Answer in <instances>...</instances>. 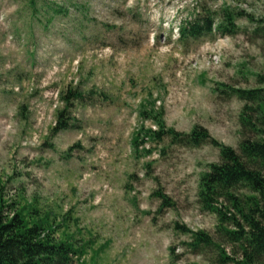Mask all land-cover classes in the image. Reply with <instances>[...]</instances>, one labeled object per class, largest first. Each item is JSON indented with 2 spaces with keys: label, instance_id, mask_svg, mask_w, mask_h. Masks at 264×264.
Wrapping results in <instances>:
<instances>
[{
  "label": "rangeland",
  "instance_id": "1",
  "mask_svg": "<svg viewBox=\"0 0 264 264\" xmlns=\"http://www.w3.org/2000/svg\"><path fill=\"white\" fill-rule=\"evenodd\" d=\"M224 9L243 14L233 37L181 41V25ZM262 25L264 0H0L4 200L35 204L61 226L58 239L85 245L75 264H210L184 243L186 230L220 241L198 198L218 149L162 152L144 137L161 114L168 128L201 126L236 151L256 139L241 125L244 104L216 88H258ZM69 89L95 95L69 113L77 129L53 133ZM157 191L173 204L160 213Z\"/></svg>",
  "mask_w": 264,
  "mask_h": 264
},
{
  "label": "trees",
  "instance_id": "2",
  "mask_svg": "<svg viewBox=\"0 0 264 264\" xmlns=\"http://www.w3.org/2000/svg\"><path fill=\"white\" fill-rule=\"evenodd\" d=\"M242 18L243 14L231 9H224L218 16L204 12L181 25V41L196 42L214 37L215 33L233 37L240 30L237 22ZM254 34L264 37V25L257 27ZM256 83L255 89H236L226 84L216 88L217 94L244 104L241 125L256 136L254 140L242 138L239 151L219 143L201 126L193 127L188 134L168 128L161 114L154 117L157 128L148 130L144 137L164 145L162 152L173 147L193 150L209 145L218 149L219 162L211 163L200 176L198 198L202 208L216 216L220 241L204 231L186 230L189 241L184 243L191 253L212 255L210 264H264V72L256 75ZM94 95L77 89L62 94L65 108L58 113L53 133L77 129L69 113L77 105H87ZM141 135L134 138V146L140 143ZM156 196L161 201L158 213L173 206L161 191ZM60 229L35 204L19 206L5 201L0 189V264H75L83 256L85 245H77L67 234L58 239ZM181 229L184 228L175 226V230ZM224 245L233 249L232 254ZM169 252L175 263L174 248Z\"/></svg>",
  "mask_w": 264,
  "mask_h": 264
}]
</instances>
